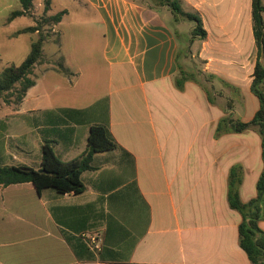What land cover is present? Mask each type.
I'll return each mask as SVG.
<instances>
[{"label": "crops", "instance_id": "crops-1", "mask_svg": "<svg viewBox=\"0 0 264 264\" xmlns=\"http://www.w3.org/2000/svg\"><path fill=\"white\" fill-rule=\"evenodd\" d=\"M67 1L69 7L58 9L66 11L58 23V76L67 79L63 94L78 105L24 108L35 98V77L22 102L0 110V164L40 169L45 140L55 142L63 161L78 158L95 124L108 127L118 148L94 156L92 169L82 175V194H39L32 183L0 189V225L17 224L30 240L55 244L44 264H250L238 239L243 218L230 207L227 188L232 167L240 165L242 201L257 196L262 137L255 129H217L229 115L244 122L254 118L260 103L250 90L253 75L248 81L240 77L232 59L219 67L206 49L199 56L209 62L192 66L190 48L183 51L179 38L183 34L191 44L192 29L181 30L187 20L176 21L166 7L146 0ZM228 2L182 0L186 12L199 11L206 43L237 38L239 0L231 1L228 21L216 18ZM248 8L245 24L254 39L252 0ZM208 20L221 22L214 33ZM182 70L188 79L179 86ZM214 80H225L238 96L212 93ZM63 109L84 112L60 124ZM15 118L26 120L35 145L27 138L7 144L4 119ZM260 226L264 230V221Z\"/></svg>", "mask_w": 264, "mask_h": 264}, {"label": "trees", "instance_id": "trees-1", "mask_svg": "<svg viewBox=\"0 0 264 264\" xmlns=\"http://www.w3.org/2000/svg\"><path fill=\"white\" fill-rule=\"evenodd\" d=\"M36 0H20L21 9L12 13L11 21L17 17L31 15ZM154 7H166L174 15L176 21L187 20L194 24L192 29V41L199 38L205 40L207 31L203 20L198 13L186 12L182 6V0H146ZM142 2V1H141ZM51 0H46L45 11L50 10ZM66 11L58 12L43 18V23L58 24L61 22ZM264 4L262 0H252V24L253 34L257 46V59L254 67L252 93L258 98L260 108L251 121L244 122L233 119L232 115L224 118L218 126V133L227 132L231 129L235 132H243L247 129H255L262 137L263 159H264ZM40 24L29 26L19 33H40ZM46 37L43 34L32 43L31 51L20 65H11L0 72V98L4 97L5 103H11V97L16 104L22 102L28 90L35 85L31 78L33 70L43 56V47ZM183 78L177 80L182 86L188 79L185 71H181ZM194 77L193 75L190 76ZM17 85L20 87L17 88ZM211 99V98H210ZM63 109L58 111L60 124H65L72 118L73 113H83ZM47 113V112H46ZM48 113H50L48 111ZM231 128H227L228 126ZM53 140H45L42 146L41 168L35 169L25 165H2L0 164V189L10 185L32 183L41 194L45 189H53L57 193L82 194L85 184L82 179L84 172L92 169V162L97 153L109 152L118 148L107 126L95 124L90 127L87 149L78 158L63 161L58 157L54 149ZM243 182V171L240 165L234 166L230 172L228 186V202L230 207L238 211L243 220L239 225V242L241 248L250 259V264H264V230L260 223L264 221V167L257 182V196L248 202H243L240 196V187ZM99 260L103 261L102 253ZM96 257L89 258L90 261L98 260Z\"/></svg>", "mask_w": 264, "mask_h": 264}, {"label": "rangeland", "instance_id": "rangeland-1", "mask_svg": "<svg viewBox=\"0 0 264 264\" xmlns=\"http://www.w3.org/2000/svg\"><path fill=\"white\" fill-rule=\"evenodd\" d=\"M228 1V9L216 17L219 18V21H228L231 18L232 8L230 4L232 0ZM239 2L241 6L239 14L243 22L240 21L238 23L237 38L232 34L227 37L211 38V42L207 43V39L201 40L197 38L194 41L191 39V44H189L190 39L188 41L185 35L180 34L179 38L183 51H187L190 48L192 66L203 68L209 62V59L205 60L199 56L200 52L206 49L208 56L214 58L216 65L219 67H227L226 64L231 59L237 61L240 77L248 81L253 75L252 73H254L255 65L253 64L256 63L257 59V46L255 38L252 39V34L249 33L250 28L245 24L249 19L248 7L251 5V0H239ZM262 2L264 4V0ZM45 4L46 0H36L31 15L17 17L11 21L13 11L21 9L20 0H0V72L11 65H20L29 55L32 43L39 38L40 34H43L46 37L43 56L33 75H31L32 79L37 77L38 87L32 92V96L35 98L32 102L26 104L24 108L33 104L55 105L56 107H58V104L64 105V103L66 105H78V102L73 100L70 93L67 96L63 94L67 88L64 84L67 79L62 81L64 78L58 76V70L62 69L63 64L62 58L58 57L60 42L58 24L47 25L43 23V18L56 15L59 7H62L61 5L69 7V2L67 0H51L49 12L45 11ZM193 13L199 14V11ZM232 19L234 21L237 20L235 14ZM37 23L41 26L40 33H19L23 29L34 26ZM220 23L216 22L215 26L213 25L214 21L208 20V25L206 26L214 33L219 29L217 24ZM179 28L181 30L193 29V23L186 21ZM194 55L195 57H193ZM208 80L212 81L209 78ZM214 81L215 86L211 88L212 93L222 90L224 96L230 94L233 97L238 96L239 93L236 96L234 89L228 88V85L226 86L225 83L227 82L225 80H222L223 82ZM207 83L210 84V82ZM19 87L17 85V88ZM5 99L4 97L0 98V110L5 109ZM15 99L16 96L11 97L12 101ZM4 122L5 125L7 124L4 137L9 146L13 147V144L19 145L18 142H20L19 139L21 138V140L27 138L30 143L35 145L36 136L34 132L27 129L28 125L24 118L4 119ZM1 128L0 125V131ZM55 151L58 155V148ZM54 246L55 244L50 241L44 243L30 240V236L25 234L23 229L19 228L17 224L3 223L0 225V264H44L45 253L51 252Z\"/></svg>", "mask_w": 264, "mask_h": 264}, {"label": "built area", "instance_id": "built-area-1", "mask_svg": "<svg viewBox=\"0 0 264 264\" xmlns=\"http://www.w3.org/2000/svg\"><path fill=\"white\" fill-rule=\"evenodd\" d=\"M92 243H93V247L96 251H98L100 249V239L99 236H96L94 238H92Z\"/></svg>", "mask_w": 264, "mask_h": 264}]
</instances>
